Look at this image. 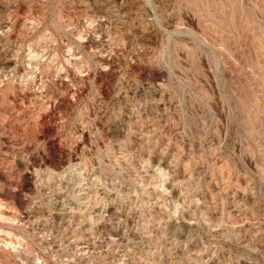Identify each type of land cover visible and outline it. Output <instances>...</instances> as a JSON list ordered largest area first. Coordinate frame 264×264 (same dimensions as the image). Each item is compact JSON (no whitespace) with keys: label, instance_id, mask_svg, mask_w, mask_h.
<instances>
[{"label":"rangeland","instance_id":"374dc122","mask_svg":"<svg viewBox=\"0 0 264 264\" xmlns=\"http://www.w3.org/2000/svg\"><path fill=\"white\" fill-rule=\"evenodd\" d=\"M0 264H264V0H0Z\"/></svg>","mask_w":264,"mask_h":264}]
</instances>
